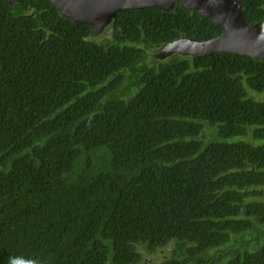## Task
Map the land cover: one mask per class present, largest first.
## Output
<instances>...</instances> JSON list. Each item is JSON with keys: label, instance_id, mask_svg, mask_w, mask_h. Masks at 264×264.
<instances>
[{"label": "trees", "instance_id": "obj_1", "mask_svg": "<svg viewBox=\"0 0 264 264\" xmlns=\"http://www.w3.org/2000/svg\"><path fill=\"white\" fill-rule=\"evenodd\" d=\"M236 1L264 23V0ZM222 32L196 10L146 7L118 12L98 43L50 0H0V264H142L139 247L170 244L162 264H196L249 208L264 216L235 201L253 178L221 175L251 144L195 150L201 120L264 136V102L246 99L264 92V61L153 57ZM221 264H264V250Z\"/></svg>", "mask_w": 264, "mask_h": 264}, {"label": "water", "instance_id": "obj_2", "mask_svg": "<svg viewBox=\"0 0 264 264\" xmlns=\"http://www.w3.org/2000/svg\"><path fill=\"white\" fill-rule=\"evenodd\" d=\"M10 4L23 0H8ZM58 14L76 24L90 27L91 40L98 42L102 32H109L118 12L129 9L142 10L157 7L170 13L177 5L183 9L196 10L212 23L223 27V32L210 40L180 39L166 45L157 53L165 58L172 53L195 56L215 53H231L264 61V23L250 25L245 8L236 0H50ZM150 264H158V257Z\"/></svg>", "mask_w": 264, "mask_h": 264}, {"label": "flooded vegetation", "instance_id": "obj_3", "mask_svg": "<svg viewBox=\"0 0 264 264\" xmlns=\"http://www.w3.org/2000/svg\"><path fill=\"white\" fill-rule=\"evenodd\" d=\"M104 33L105 32H102L100 34V37H102ZM162 49H158L153 53V57L156 58L159 63H166L170 60L176 61L186 59L188 57H197L191 54L172 53L171 55L165 58H159L157 56V53ZM167 59L170 60L164 62V60ZM152 61L154 62V60ZM251 96L253 102L255 103L264 102V92H251L250 96L246 97V99H249ZM187 120L194 121L195 119L187 118ZM199 125L201 126L200 130L198 131L200 133L199 141H201V145H199L200 149L195 148V150H198V156L202 155L207 146L213 141L225 142L229 140V142H245L251 144V150L249 149V146H245L244 148H246V150L241 149L242 151H240L239 146L236 147V155L232 163L227 164L228 171L222 173L221 175L225 176L228 174V178L236 176L243 177V182L237 179L233 180V182L237 181L239 184H242L245 181H250L253 178L254 182L249 185V187L239 190V187L237 185L232 186V191L239 190L242 192V196L237 197L235 201H244V203L249 206H252L254 204L260 205L261 203H264V136L259 135L255 132L256 126L247 125L245 131L241 134H237L235 137L225 138L222 135L221 123H212V121L210 120H201ZM233 147H235L234 144ZM223 190L225 189H218L217 191L219 193H222ZM228 200L234 201L231 198H229ZM249 209L251 213L248 212L243 213V215L241 214V217L247 218L248 222L243 225H238V231L235 234H231L230 239L226 242L227 244H218L214 248L202 251L198 256L193 259L196 260V264H221L225 262L228 258L236 257L247 251L264 250V216L258 217L260 212H258L257 208L252 207ZM227 218L229 217H226V219ZM169 246H171V244L168 246H163L159 249L147 248L146 250L143 249L138 251L141 253L142 256L141 263L150 264L148 262L156 257H158V264H162L166 260L171 259L172 254L169 251Z\"/></svg>", "mask_w": 264, "mask_h": 264}, {"label": "rangeland", "instance_id": "obj_4", "mask_svg": "<svg viewBox=\"0 0 264 264\" xmlns=\"http://www.w3.org/2000/svg\"><path fill=\"white\" fill-rule=\"evenodd\" d=\"M99 36H100V35H99ZM98 38H99V41H98V43H100V42L102 41V37H98ZM175 58H176V57H175ZM168 60H170V59L164 60V62H165V61H168ZM138 249H140V250H141L142 248H141V247H139ZM149 262H150V261H149ZM149 262H148V263H149Z\"/></svg>", "mask_w": 264, "mask_h": 264}]
</instances>
